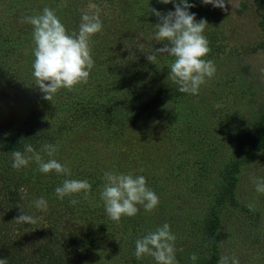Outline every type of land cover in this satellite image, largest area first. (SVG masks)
I'll use <instances>...</instances> for the list:
<instances>
[{
	"label": "rangeland",
	"instance_id": "1",
	"mask_svg": "<svg viewBox=\"0 0 264 264\" xmlns=\"http://www.w3.org/2000/svg\"><path fill=\"white\" fill-rule=\"evenodd\" d=\"M191 2L195 18L207 23L204 59L216 66L197 95L178 90L167 75L173 58L156 51L164 42L154 39L158 18L150 9L163 13L171 3L0 0V189H7L0 190V206L8 208V232L53 239L48 247L70 264H154L151 257L136 259L134 241L167 222L178 264H218L224 255L264 264V194L254 189L256 178H264V144L251 145L264 140L262 17L254 0H225L223 9ZM240 3L247 7L238 9ZM91 4L99 7L103 27L89 41L88 79L46 100L31 74L34 44L24 17L47 6L74 32ZM30 129L37 130V142L57 146L54 158L69 166L70 177L40 173L35 162L11 167V151L23 146L10 148L7 140ZM39 153L49 159L42 148ZM110 169L144 175L158 205L109 219L99 192L102 172ZM66 178L91 185L87 194L73 195L75 205L70 197L56 198L54 189ZM41 196L46 211L32 204ZM22 211L31 223L16 221Z\"/></svg>",
	"mask_w": 264,
	"mask_h": 264
},
{
	"label": "clouds",
	"instance_id": "2",
	"mask_svg": "<svg viewBox=\"0 0 264 264\" xmlns=\"http://www.w3.org/2000/svg\"><path fill=\"white\" fill-rule=\"evenodd\" d=\"M161 4H172V9L161 12L150 9L158 18L155 25L154 39L164 42L156 51L172 57L168 65V79L177 85L180 92L197 95L206 79L212 78L216 66L211 59H204L209 53L208 39L204 34L206 21L197 20L196 13L190 11L195 7L191 0H157ZM201 5L224 8L225 0H199ZM32 28L33 60L31 63L32 76L35 85L43 93V98L50 100L61 89L72 90L80 83L87 81L93 68L90 38L102 30L100 9L95 4L89 10L81 12L78 29L69 32L60 21L54 10L45 6L39 14L24 17ZM150 62L155 60L153 53L147 55ZM42 150L49 159H42L32 144H25L23 151H11L10 163L14 170L27 168L35 162L40 173L55 172L65 177L71 176L67 164L60 163L54 158L57 146L44 144ZM103 181L99 192L105 214L109 219L119 222L122 216H135L141 206L145 211H151L159 203L158 195L147 184L144 175L124 173L115 169L103 170ZM91 185L86 179H64L55 187L56 198L63 200L70 197L69 204L75 205L74 194H87ZM254 189L264 194V178H256ZM39 211L47 210V200L38 197L32 201ZM18 223H31V215L17 216ZM175 234L167 222L158 225L154 230L145 232L134 241L133 255L140 260L151 257L154 264H178L176 259ZM190 259L196 260L195 254ZM0 264H7L6 257H0ZM218 264H239L235 256H221Z\"/></svg>",
	"mask_w": 264,
	"mask_h": 264
},
{
	"label": "trees",
	"instance_id": "3",
	"mask_svg": "<svg viewBox=\"0 0 264 264\" xmlns=\"http://www.w3.org/2000/svg\"><path fill=\"white\" fill-rule=\"evenodd\" d=\"M262 3L263 2L261 0H254L255 12L257 15L262 17L260 24L262 27H264V15L261 12L263 7ZM246 7L247 5L245 3H240L238 9H245ZM86 111L87 110H84V112ZM111 115L113 114H111L110 111H105L103 117L106 119H111ZM37 137V130L30 129L23 132H18L7 140V144L10 148H19L25 144H32L33 148L39 152V149L42 148L44 142L42 140L37 142ZM263 144L264 140H262V138L254 139V141L251 143V145L255 146L256 148L262 147ZM5 151L7 152V150ZM35 179L40 184H43L44 182V180H40L38 178ZM0 190L3 194V191H7L6 186L5 188L1 186ZM9 193L7 192V194ZM3 197H5V195H3ZM6 209L5 207L0 206V257H6L7 264H70V259L61 257L58 250L55 252L53 248L48 247L49 243L51 242L50 240L53 239L44 241L39 236H37V238L34 240L28 239L26 234H24L22 231H18L17 234L8 232V229L6 228L7 226L5 225L9 219V217L6 215L8 213L5 212ZM9 212L11 216H14L15 209L13 212Z\"/></svg>",
	"mask_w": 264,
	"mask_h": 264
}]
</instances>
